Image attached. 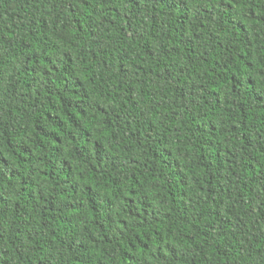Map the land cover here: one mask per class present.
Masks as SVG:
<instances>
[{"label": "trees", "instance_id": "1", "mask_svg": "<svg viewBox=\"0 0 264 264\" xmlns=\"http://www.w3.org/2000/svg\"><path fill=\"white\" fill-rule=\"evenodd\" d=\"M0 264H264V0H0Z\"/></svg>", "mask_w": 264, "mask_h": 264}]
</instances>
